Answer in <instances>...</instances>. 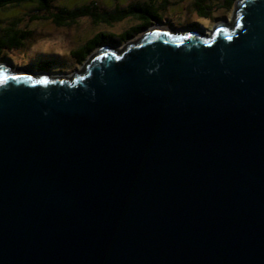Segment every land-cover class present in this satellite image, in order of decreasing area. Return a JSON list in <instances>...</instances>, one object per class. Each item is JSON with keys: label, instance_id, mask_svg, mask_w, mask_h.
Instances as JSON below:
<instances>
[{"label": "water", "instance_id": "obj_1", "mask_svg": "<svg viewBox=\"0 0 264 264\" xmlns=\"http://www.w3.org/2000/svg\"><path fill=\"white\" fill-rule=\"evenodd\" d=\"M233 9L0 63V264H264V0Z\"/></svg>", "mask_w": 264, "mask_h": 264}, {"label": "rangeland", "instance_id": "obj_2", "mask_svg": "<svg viewBox=\"0 0 264 264\" xmlns=\"http://www.w3.org/2000/svg\"><path fill=\"white\" fill-rule=\"evenodd\" d=\"M85 1L86 0H54L53 5L73 8L83 4ZM122 1L123 0H118V2ZM172 1L174 0H171V2ZM224 1L225 0H206V3L210 4L212 7L211 19L199 18L195 13L191 12V18L194 19L193 23L205 27L206 29H204V32L207 31V33L210 32V30L207 29H211L213 25L219 21L230 23L234 9H228ZM178 2L180 3H171L169 8L172 10L178 9L180 15L183 14V16L186 14L188 15L186 7L190 8L191 6L194 10V6L191 5V2H194V0H178ZM103 3L110 6L113 0H103ZM122 6L125 7L124 5ZM32 11L33 15L34 13H42L41 11L30 9L29 6L0 10V27L6 26L8 24L7 21L10 19L16 20L20 18V26L31 31V37L25 41L22 47L6 51V55L10 57V62L0 61L12 67V71L19 70L17 68H26L27 66L32 67L34 71H39L42 69L40 68L41 64H43L44 69L48 71L49 75L51 74L57 77L63 75L62 77H67L81 67V65H77L70 57V50L82 45L97 31L102 30L104 32L120 33L136 22L135 16H127V18L125 17L111 24L104 22L93 23L89 16H79L69 25H59L52 20L29 21L30 12ZM51 11L55 12L56 8H51ZM176 15L178 14H174V16ZM176 31L181 30L179 28ZM38 73L40 74L41 72Z\"/></svg>", "mask_w": 264, "mask_h": 264}, {"label": "trees", "instance_id": "obj_3", "mask_svg": "<svg viewBox=\"0 0 264 264\" xmlns=\"http://www.w3.org/2000/svg\"><path fill=\"white\" fill-rule=\"evenodd\" d=\"M53 1L54 0H0V10H6L9 8H13V9L23 8L29 6V8L32 10L42 12L41 14L34 13V15H33V11L30 12L31 15L29 21L52 20L54 23L59 25H63V24L69 25L70 23H73L77 19V17L83 15L85 16L90 15L89 17L94 23L104 22L107 24H111L112 22L120 21L125 17L127 18L128 13H131V11L128 10V8H121L114 12L113 17L109 16L107 20V18L105 17L108 16L102 13L104 12V10L108 11L111 5L110 6L105 5L103 3V0L97 6L94 4V2L87 4L85 9H82L84 7H81L80 5L75 6L73 8H69L66 6H54ZM174 1L180 3L178 2V0H174ZM116 2L118 3V0ZM234 2L235 0H230L226 4V7L228 9H232ZM193 6L197 17L206 18V19L211 18L210 16H211L212 7L210 6V4L206 3V0H194ZM51 8H56V11L52 12ZM170 10L174 12L172 9ZM99 11H102L101 15H97ZM171 11H169L170 14ZM19 21L20 18H17L16 20L10 19L9 21H7L8 24L6 26L0 27V61L10 62V57L6 55V51H10L11 49L22 47L25 41H27L31 37V31L28 30L27 28H22L20 26ZM144 28L145 26H138L130 30L125 29L124 32H120V33H110V32H105L106 34L104 32L96 33L92 35L90 38H88L79 47L70 50L69 52L70 57L76 62L77 65H82L86 60V58L99 45L105 43L113 44V45L124 44L133 36L137 35ZM26 68L33 70L32 67L30 66H27ZM40 68L42 69L37 72L48 73V71L44 69L43 64H41Z\"/></svg>", "mask_w": 264, "mask_h": 264}, {"label": "flooded vegetation", "instance_id": "obj_4", "mask_svg": "<svg viewBox=\"0 0 264 264\" xmlns=\"http://www.w3.org/2000/svg\"><path fill=\"white\" fill-rule=\"evenodd\" d=\"M116 1H113V3H111L109 10L108 11L104 10V12L102 14H105L106 16H108V17H105L108 20L109 16L113 17L114 12L116 10L121 9L123 7L122 5H124L125 7H123V8H128V10L131 11V13H128V17L135 16V18H136L135 24L131 25L126 30H130V29L138 27V26H145V28H147V27L152 26V25H158L161 27H166V28H169V29H172L175 31L178 30L179 28H180V30H186V29H192L194 27L195 28L201 27L203 29V31H204V29H206L205 27H202L197 23H193L194 19L191 18L190 13L193 12L196 15V12H195V9L193 10L191 8V6H190V8L186 7L188 15L187 14L184 16H183V14L180 15L179 10H173L174 12H172L169 8V5L171 3H174L175 1L171 2L170 0H123L122 2H118V3ZM229 1L230 0H225L224 2H225V4H227ZM91 2H94V4L97 6L98 4H100V2H102V0H86L80 6L84 7L82 9H85L87 4H90ZM191 5L193 6L194 2H191ZM233 7H234V4H233ZM169 11H171V14ZM101 12L102 11H99L97 13V15H101ZM176 13L178 15L174 16V14H176ZM83 16H85V15H83ZM187 27H189V28H187ZM144 29H142V30H144ZM207 30H209V29H207ZM124 31H122V32H124ZM99 32H104V31L100 30V31H97L96 33H99Z\"/></svg>", "mask_w": 264, "mask_h": 264}]
</instances>
